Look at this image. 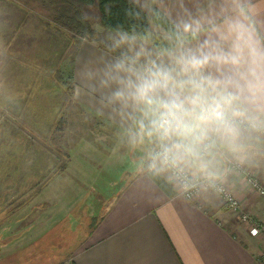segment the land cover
Returning a JSON list of instances; mask_svg holds the SVG:
<instances>
[{"label":"clouds","instance_id":"9594fccd","mask_svg":"<svg viewBox=\"0 0 264 264\" xmlns=\"http://www.w3.org/2000/svg\"><path fill=\"white\" fill-rule=\"evenodd\" d=\"M131 23L79 36L96 54L77 96L114 126L132 175L211 203L264 173V8L257 0H131Z\"/></svg>","mask_w":264,"mask_h":264},{"label":"crops","instance_id":"0c3cea01","mask_svg":"<svg viewBox=\"0 0 264 264\" xmlns=\"http://www.w3.org/2000/svg\"><path fill=\"white\" fill-rule=\"evenodd\" d=\"M257 3L264 8V0ZM71 51V97L80 111L71 117L73 124L68 118L65 128L48 129L50 135L54 129L61 133L60 170L45 174V149L23 131L17 144H4L0 152V247L13 245L14 252L36 247L42 232L64 216L76 223L86 198L107 196L105 183L119 181L94 225L51 264H264L258 257L264 235H251L248 223L226 209L221 197L207 204L176 200L167 189H150L132 175L114 126L91 110L86 97L77 96L79 69L96 49L77 39ZM257 176L264 183V173ZM232 190L242 208L264 222V198L245 181ZM36 231L42 232L31 233Z\"/></svg>","mask_w":264,"mask_h":264},{"label":"rangeland","instance_id":"374dc122","mask_svg":"<svg viewBox=\"0 0 264 264\" xmlns=\"http://www.w3.org/2000/svg\"><path fill=\"white\" fill-rule=\"evenodd\" d=\"M99 16L96 3L80 0H0V129L4 130H0V152L4 144H17L23 131L29 142H40L45 149V174L60 170L64 158L59 156L64 152L56 144L61 133L55 129L65 128L68 118L69 125L73 124L71 117L80 111L71 97V45L81 34L103 27ZM70 112L74 115L66 118ZM51 145L60 148L58 153ZM49 153L58 157L57 163ZM119 183H105L107 196L95 193V198H86L82 209L76 207V223L64 216L53 229L41 231L36 247L15 252L13 245L0 247V264H51L61 259L98 218Z\"/></svg>","mask_w":264,"mask_h":264},{"label":"built area","instance_id":"2783aa9c","mask_svg":"<svg viewBox=\"0 0 264 264\" xmlns=\"http://www.w3.org/2000/svg\"><path fill=\"white\" fill-rule=\"evenodd\" d=\"M245 182L255 190L262 198H264V183H262L257 175L249 177ZM227 198L221 196L224 207L228 210L237 212L239 219L248 223V231L251 235H264V222L255 219L249 212L245 211L233 190L227 193ZM255 233V234H253ZM259 259L264 260V250L259 253Z\"/></svg>","mask_w":264,"mask_h":264},{"label":"trees","instance_id":"16d2710c","mask_svg":"<svg viewBox=\"0 0 264 264\" xmlns=\"http://www.w3.org/2000/svg\"><path fill=\"white\" fill-rule=\"evenodd\" d=\"M82 3H96L99 10V22L103 27L118 23H131L127 11L133 7L131 0H80ZM92 224L91 226H93Z\"/></svg>","mask_w":264,"mask_h":264},{"label":"snow or ice","instance_id":"6c2138e0","mask_svg":"<svg viewBox=\"0 0 264 264\" xmlns=\"http://www.w3.org/2000/svg\"><path fill=\"white\" fill-rule=\"evenodd\" d=\"M253 234H255V233H253Z\"/></svg>","mask_w":264,"mask_h":264}]
</instances>
